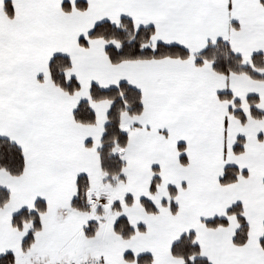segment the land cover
Segmentation results:
<instances>
[{
  "label": "snow or ice",
  "instance_id": "obj_1",
  "mask_svg": "<svg viewBox=\"0 0 264 264\" xmlns=\"http://www.w3.org/2000/svg\"><path fill=\"white\" fill-rule=\"evenodd\" d=\"M0 264H264V0H0Z\"/></svg>",
  "mask_w": 264,
  "mask_h": 264
}]
</instances>
